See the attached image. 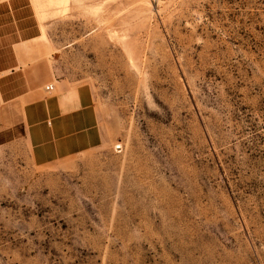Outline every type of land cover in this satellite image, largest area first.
I'll list each match as a JSON object with an SVG mask.
<instances>
[{
    "label": "rangeland",
    "instance_id": "rangeland-1",
    "mask_svg": "<svg viewBox=\"0 0 264 264\" xmlns=\"http://www.w3.org/2000/svg\"><path fill=\"white\" fill-rule=\"evenodd\" d=\"M28 1L99 139L0 133V264H264V0Z\"/></svg>",
    "mask_w": 264,
    "mask_h": 264
},
{
    "label": "crops",
    "instance_id": "crops-1",
    "mask_svg": "<svg viewBox=\"0 0 264 264\" xmlns=\"http://www.w3.org/2000/svg\"><path fill=\"white\" fill-rule=\"evenodd\" d=\"M41 34L28 0L0 2V133L21 123L34 162L47 164L95 145L99 132L87 87L59 79L56 92L42 89L55 76L49 48H34Z\"/></svg>",
    "mask_w": 264,
    "mask_h": 264
},
{
    "label": "bare ground",
    "instance_id": "bare-ground-1",
    "mask_svg": "<svg viewBox=\"0 0 264 264\" xmlns=\"http://www.w3.org/2000/svg\"><path fill=\"white\" fill-rule=\"evenodd\" d=\"M38 3H39V1L38 0H36ZM49 2V3H51V2H54L55 0H45L44 2ZM57 2H59V1H61V0H56ZM48 2H47V4H48ZM43 3V2H42ZM40 5V4H39ZM45 7V6H44ZM43 8V7H42Z\"/></svg>",
    "mask_w": 264,
    "mask_h": 264
},
{
    "label": "built area",
    "instance_id": "built-area-1",
    "mask_svg": "<svg viewBox=\"0 0 264 264\" xmlns=\"http://www.w3.org/2000/svg\"><path fill=\"white\" fill-rule=\"evenodd\" d=\"M53 87H54V85L53 84H50V85L46 86V89L49 90V91H51V90H53Z\"/></svg>",
    "mask_w": 264,
    "mask_h": 264
}]
</instances>
